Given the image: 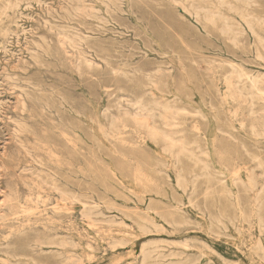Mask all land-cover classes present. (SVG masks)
I'll return each instance as SVG.
<instances>
[{
  "label": "rangeland",
  "instance_id": "374dc122",
  "mask_svg": "<svg viewBox=\"0 0 264 264\" xmlns=\"http://www.w3.org/2000/svg\"><path fill=\"white\" fill-rule=\"evenodd\" d=\"M263 40L264 0H0V264H264Z\"/></svg>",
  "mask_w": 264,
  "mask_h": 264
},
{
  "label": "bare ground",
  "instance_id": "6f19581e",
  "mask_svg": "<svg viewBox=\"0 0 264 264\" xmlns=\"http://www.w3.org/2000/svg\"><path fill=\"white\" fill-rule=\"evenodd\" d=\"M177 1V0H176ZM182 4V3H181ZM208 11V10H207ZM195 16H197V15H195ZM214 17V16H213ZM250 17V16H249ZM253 18V17H252ZM257 20V19H256ZM247 22V21H246ZM249 23V22H248ZM251 26V25H250ZM230 28V27H229ZM231 31H232V29H231ZM260 39V38H259ZM64 41V40H63ZM264 41V40H263ZM62 45V44H61ZM64 45V44H63ZM64 49H66V48H64ZM31 51V50H30ZM92 57V56H91ZM236 69V68H235ZM161 70V69H160ZM235 72V71H234ZM236 74V73H235ZM264 76V75H263ZM238 77H240L241 78V76L239 75ZM249 77V76H248ZM247 76H246V78H248ZM243 78V77H242ZM262 78V77H261ZM260 78V79H261ZM9 80V79H8ZM239 81V80H238ZM241 81H242V79H241ZM254 81V80H253ZM25 82V81H24ZM250 82H252V81H250ZM258 83V82H257ZM251 84H253V83H251ZM237 85H238V83H237ZM157 86V85H156ZM1 88V87H0ZM20 88V87H19ZM238 88V87H237ZM21 90H23V89H21ZM260 90V89H259ZM23 92H25V91H23ZM238 92H240V91H238ZM262 92V91H261ZM259 93H260V91H259ZM264 94V93H263ZM261 95V94H260ZM20 97H21V95H19ZM249 96V95H248ZM251 96V95H250ZM152 101V100H151ZM154 102V101H153ZM153 102H152V104H153ZM169 103V102H168ZM137 104H139V107L141 108V110H144L143 112H137V114H136V116H135V120H136V122L137 123H139V124H141V125H143V126H146V127H148L147 129H149L150 130V132H151V134H153V135H160L161 137H163V139L165 140V141H167L168 142V144H169V146L170 147H174V146H178L181 150H185V144H182V142L180 143V141L178 142V141H176V139H174L173 137H171V136H168L169 135V133L167 134H163V133H161L159 130H158V128H154L153 126H152V119H153V112H154V110H157L158 111V115H160V116H162L163 117V109H164V106L162 105V103L160 102V101H158L157 100V102H155V104H154V106H150L148 103H145L144 101H143V99H137V101H136V106H137ZM22 108H23V106H22ZM168 108H170V107H168ZM152 111V112H151ZM156 111V112H157ZM170 111V110H169ZM155 113V112H154ZM182 113V112H181ZM155 115H156V113H155ZM156 117V116H155ZM164 119H165V117H163ZM166 121H167V119H165ZM166 123V122H165ZM24 124V123H23ZM21 126H22V124H20ZM25 125V124H24ZM167 125V124H166ZM26 126V125H25ZM174 127V126H173ZM23 128V127H22ZM27 128V127H26ZM20 129V128H19ZM93 130V129H92ZM18 132V131H17ZM23 134V133H22ZM15 135V134H14ZM21 135V134H20ZM17 136V135H16ZM230 136V135H229ZM16 139H17V137H16ZM19 139V138H18ZM21 140V139H20ZM22 141V140H21ZM23 142V141H22ZM21 142V143H22ZM24 143V142H23ZM20 145H22V144H20ZM24 145H22V148H24L23 147ZM21 147V146H20ZM166 148H168V147H166ZM26 153H28V152H26ZM204 154V153H203ZM28 155V154H27ZM31 155V154H30ZM31 157V156H30ZM41 174H43V173H41ZM34 175V174H33ZM51 176V175H50ZM57 176V175H56ZM178 179V178H177ZM249 180V179H248ZM54 183V182H53ZM177 184H178V182H177ZM208 187V186H207ZM210 190V189H209ZM206 191H208V190H206ZM58 192V191H57ZM208 194V193H207ZM65 196H66V194H64ZM72 195V194H71ZM68 196V195H67ZM67 196H66V198H67ZM41 198V197H40ZM67 199H70L69 197L67 198ZM85 207V206H84ZM92 207V206H91ZM84 210H85V208H83ZM86 211V210H85ZM89 214V213H88ZM88 214H86V216L88 215ZM89 216V215H88ZM260 230V229H259ZM183 247V246H182ZM147 248H148V246H147ZM147 249L145 248H143L142 249V255H143V259H142V263L143 264H145L146 263V261H147V258H149L148 257V253H147V251H146ZM213 250V249H212ZM150 252V251H149ZM216 253V252H215ZM150 255V254H149ZM159 256V255H158ZM152 258H153V256H152ZM149 260V259H148ZM150 261V260H149ZM145 262V263H144Z\"/></svg>",
  "mask_w": 264,
  "mask_h": 264
}]
</instances>
